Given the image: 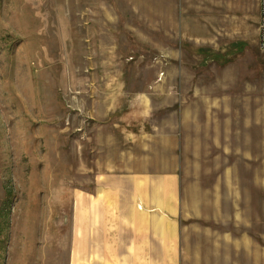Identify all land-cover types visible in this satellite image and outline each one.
I'll return each mask as SVG.
<instances>
[{"label":"rangeland","instance_id":"rangeland-1","mask_svg":"<svg viewBox=\"0 0 264 264\" xmlns=\"http://www.w3.org/2000/svg\"><path fill=\"white\" fill-rule=\"evenodd\" d=\"M258 23L259 0H0V264H73L74 203L143 172L179 178L178 264H264Z\"/></svg>","mask_w":264,"mask_h":264},{"label":"crops","instance_id":"crops-1","mask_svg":"<svg viewBox=\"0 0 264 264\" xmlns=\"http://www.w3.org/2000/svg\"><path fill=\"white\" fill-rule=\"evenodd\" d=\"M178 179L158 172L97 176L87 203H74L73 264H178Z\"/></svg>","mask_w":264,"mask_h":264},{"label":"built area","instance_id":"built-area-1","mask_svg":"<svg viewBox=\"0 0 264 264\" xmlns=\"http://www.w3.org/2000/svg\"><path fill=\"white\" fill-rule=\"evenodd\" d=\"M259 48L264 51V0H259Z\"/></svg>","mask_w":264,"mask_h":264}]
</instances>
